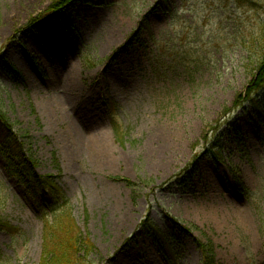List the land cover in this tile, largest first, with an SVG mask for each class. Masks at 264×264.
<instances>
[{"label":"rangeland","instance_id":"rangeland-1","mask_svg":"<svg viewBox=\"0 0 264 264\" xmlns=\"http://www.w3.org/2000/svg\"><path fill=\"white\" fill-rule=\"evenodd\" d=\"M61 1L0 0V116L48 183L0 153V264L54 215L79 264H264V0Z\"/></svg>","mask_w":264,"mask_h":264},{"label":"trees","instance_id":"trees-1","mask_svg":"<svg viewBox=\"0 0 264 264\" xmlns=\"http://www.w3.org/2000/svg\"><path fill=\"white\" fill-rule=\"evenodd\" d=\"M72 0H63L55 9H60L64 3H69ZM260 74L251 82L250 88L246 91V102L252 106L256 118L263 120L264 111L259 112V106L254 99L256 95H262L264 98V60L259 63ZM261 75V76H260ZM260 76V77H259ZM0 153L6 158L8 165L12 169L22 168L21 173L15 171V175L24 179L28 174L34 180L33 183L40 186L43 190L48 186L42 178L34 174L35 163L33 159L27 154L25 147L19 138L13 132L12 127L0 116ZM34 174V175H33ZM41 196V195H40ZM65 215V213H64ZM54 215L51 223L44 227V245L41 264H79L84 260L87 253L90 251L89 241L82 238L78 233L73 221L69 215L65 218ZM205 260L203 264H213L210 259V249L205 247ZM81 264V263H80Z\"/></svg>","mask_w":264,"mask_h":264},{"label":"bare ground","instance_id":"bare-ground-1","mask_svg":"<svg viewBox=\"0 0 264 264\" xmlns=\"http://www.w3.org/2000/svg\"><path fill=\"white\" fill-rule=\"evenodd\" d=\"M79 141H83V139H78ZM89 143L88 148H90V152L95 156H97L98 158H103L104 160H107L109 154L112 152V147L109 143V137L106 134H103L99 139L95 140V141H90L86 142L84 141V144ZM87 148V149H88ZM241 217L243 219L247 218L246 214L241 215ZM246 220V219H245ZM242 222V221H240Z\"/></svg>","mask_w":264,"mask_h":264}]
</instances>
